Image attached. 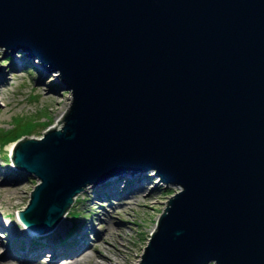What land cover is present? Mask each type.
Masks as SVG:
<instances>
[{
  "label": "water",
  "instance_id": "1",
  "mask_svg": "<svg viewBox=\"0 0 264 264\" xmlns=\"http://www.w3.org/2000/svg\"><path fill=\"white\" fill-rule=\"evenodd\" d=\"M0 48L58 72L71 101L11 162L46 232L88 186H179L139 264H264V0H0Z\"/></svg>",
  "mask_w": 264,
  "mask_h": 264
},
{
  "label": "rangeland",
  "instance_id": "2",
  "mask_svg": "<svg viewBox=\"0 0 264 264\" xmlns=\"http://www.w3.org/2000/svg\"><path fill=\"white\" fill-rule=\"evenodd\" d=\"M0 51V73L4 74L7 83L2 85L3 88L0 90V174L1 177L3 174L6 182L12 180L16 183L21 181L20 178L25 181H22L17 191L20 198L13 202L11 209L8 208L9 205L6 206L7 211L11 210V215L14 217L17 211L25 209L29 194L38 181L34 176L18 171L13 165L9 146L19 140L9 142L5 137L15 132L14 134L23 136L20 140L29 137L41 139L43 134L64 115L71 97L67 90H63L66 86L58 77V72L44 69L33 58H28L22 68H11L13 60L23 57L25 53L15 52L12 53L13 56H10L7 54L11 52L5 54L4 48H0ZM147 174L150 173L145 175ZM146 178L145 188L151 192L146 191L136 195L137 198L125 199L129 204L119 202L120 199L106 195L104 192L100 194L102 190L99 192L93 186L85 188L73 200L69 208L70 212H76L79 217L73 221L70 215L66 218L64 228L68 229L65 235L67 236L81 226L91 229L92 224L95 225L96 233L99 235L111 227L116 229V233L107 238L112 244L109 245L112 247L110 254H115V252L118 254L116 250L121 249V253L125 256V264H135L137 260L136 264H139L143 249L150 235L155 231L157 220L164 211L168 199L181 190L179 186L161 183L157 177L155 179L158 182L157 190H152L156 182L153 183L150 176ZM121 182L122 180H119L118 183ZM120 185L124 186V184ZM4 210L5 207L0 209V217ZM103 215L105 218L102 217ZM7 235L8 232L0 231V244L6 243ZM86 235L90 242L94 241L90 230L86 232ZM62 243L64 244V241ZM66 247L72 246L66 242ZM86 264H91V260Z\"/></svg>",
  "mask_w": 264,
  "mask_h": 264
},
{
  "label": "bare ground",
  "instance_id": "3",
  "mask_svg": "<svg viewBox=\"0 0 264 264\" xmlns=\"http://www.w3.org/2000/svg\"><path fill=\"white\" fill-rule=\"evenodd\" d=\"M7 55L13 56L11 53ZM28 58L26 54H24L23 57L15 58L11 68H22L25 65L24 62L28 60ZM3 75L4 74L1 72L0 90L3 88L2 85L7 84L6 77ZM43 76H45V74H43ZM2 105L5 106V104ZM14 144L16 145L17 143ZM14 144H10V151ZM145 174L146 173L139 172L134 175L117 176L100 185H93V188L99 192L102 190L100 194L104 192L106 195L117 197L120 199L119 202L129 204L125 199L135 197L147 191L145 188L147 176L152 178L153 183L156 182L152 190H157L156 185L158 182L155 180L156 176L151 173ZM20 180L21 181L16 183L12 182V180L6 182V178L3 177V174L1 177L0 174V209L5 207V210L1 212L0 219H2L0 220V231L2 233L8 232L6 243L0 244V264H86L90 260L91 264H125V256L121 253V249L116 250L118 254H116V252L115 254H110V248L112 247L109 246L111 243L107 238L115 234L116 229L108 227L103 234L99 235L96 233L95 225L92 224L91 229L81 226L75 229L70 235L66 236L65 234H67L66 230L68 228H64V226L66 225V218L70 215V211H67L49 231L38 233L31 232L19 220L17 214L15 215L16 217H12L11 210L7 211L6 206L9 205L8 208L11 209L12 204H14L13 202L20 198L17 191H19L22 181L25 182L21 178ZM119 180H122V182L118 183ZM130 182L131 184L129 185ZM120 184H124V186L122 187ZM125 186H127V188H125ZM147 192L150 193L151 191ZM102 217L105 218L104 215ZM87 229L90 230L94 236L93 242H90L86 235ZM62 241H65V245H62ZM66 242L72 247L67 248ZM61 260L63 261L60 262ZM137 262L138 260L135 261V264Z\"/></svg>",
  "mask_w": 264,
  "mask_h": 264
},
{
  "label": "trees",
  "instance_id": "4",
  "mask_svg": "<svg viewBox=\"0 0 264 264\" xmlns=\"http://www.w3.org/2000/svg\"><path fill=\"white\" fill-rule=\"evenodd\" d=\"M14 133L12 135L7 134V137H5L7 139V141H9V142L10 141H17V140H20L23 137V136H21V134H17V133L14 134ZM2 140H4V138ZM6 159H7V157H6ZM70 216H71L72 220H76L78 215L76 214V212L73 211L72 213H70Z\"/></svg>",
  "mask_w": 264,
  "mask_h": 264
}]
</instances>
